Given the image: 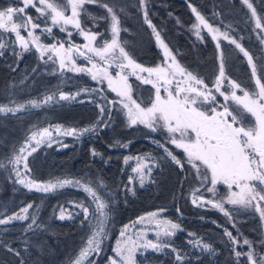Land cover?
<instances>
[{
  "label": "snow or ice",
  "instance_id": "6c2138e0",
  "mask_svg": "<svg viewBox=\"0 0 264 264\" xmlns=\"http://www.w3.org/2000/svg\"><path fill=\"white\" fill-rule=\"evenodd\" d=\"M240 3L248 10V20L254 22L252 32L260 45L259 55L245 48L231 34V24L224 25L225 30L221 31L210 24L196 6L188 3L196 21L189 30L203 43L202 31L206 29L215 42L218 73L210 79L211 86L206 82L209 78L193 74L177 60L153 23L150 0H135V3L124 6H109L100 0H7L0 5V57L4 51L10 50L12 55L22 59L24 54L35 50L49 75L63 77L72 73L90 77L96 83L95 87L77 85L74 93L61 90L57 96L53 92L41 101L16 103L10 100L9 104L13 106L0 104V114L3 115H16L29 109H41L50 103L59 105L70 101L92 103L98 109L97 119L86 127L53 124L32 130L18 149L13 147L12 155L4 157L6 164L0 161V169L10 172L7 180L13 186L40 193L73 187L86 194V200L68 203L73 211L67 215L65 207L59 205V215L55 216V219L64 221L82 215L81 226L87 224L91 229L85 246L74 260L70 258L69 264H84L85 261L96 264L89 257L103 253L107 233L103 229L97 230L93 221L96 218L108 219L115 210L116 196L101 194L100 189L105 187L102 181L99 185L93 181L82 182L81 179L40 182L30 165L38 159L43 148H51L53 144L60 148L68 147L61 137L80 139L99 134L117 117L128 128H146L152 143L163 153L161 156H124V164L135 161V166L128 175V183L120 191L125 196H135L137 184L144 188L154 182V169H161L165 163L179 166L182 171L192 173L198 184L189 193L192 205L218 210L235 229L236 234L233 235V231L221 226L234 264H264V231L259 239H249L240 232L236 219L240 215L255 214L264 227V12L258 13L252 0H240ZM97 4L105 10L104 16L97 17L88 11V5ZM130 6L136 8L143 24L152 30L158 46L163 49L164 61L154 67L139 63L127 50V41L121 38V32L127 31L121 27L122 17L127 18ZM29 9L35 10L36 17L29 14ZM212 19L219 20V14L214 12ZM101 22L103 30L100 29ZM69 26L74 31L69 30ZM54 28L65 33L66 39L56 37ZM74 32L83 38L82 45L73 43ZM42 38H51L52 42L44 43ZM221 38L246 58L250 69L247 83L227 74V57ZM81 59L83 62L78 63ZM130 77L143 85H152L154 96L147 100L137 96ZM110 93H115V98L109 99ZM129 143L116 141L109 147L127 149ZM177 149L181 150L180 155L176 154ZM91 154L94 157L101 155L95 149ZM33 208L34 205L29 203L10 215L0 214V226H4L0 228V247L18 258L20 251L14 250L11 242H5L2 237L14 222L31 220L23 229L24 233L38 226L36 214L29 211ZM166 211L161 207L138 217L133 225L140 223L146 227L135 233L129 234V225L125 224L111 249L113 255L107 257V264H138L137 254L148 250L155 253L170 250L174 254V264H201L200 255L219 254L211 243L204 242L196 233H188L187 241L192 249L199 250L195 261L188 253L175 247L171 237L182 228L164 216ZM176 211L180 213L179 208ZM150 230L155 233V241L148 239ZM245 246L247 251L242 250ZM23 251L27 252L28 248ZM21 264H24L23 260Z\"/></svg>",
  "mask_w": 264,
  "mask_h": 264
},
{
  "label": "trees",
  "instance_id": "16d2710c",
  "mask_svg": "<svg viewBox=\"0 0 264 264\" xmlns=\"http://www.w3.org/2000/svg\"><path fill=\"white\" fill-rule=\"evenodd\" d=\"M6 2L7 0H0V5ZM100 2H106L109 6L114 4L124 6L135 3V0H100ZM189 2L197 7L210 24L217 23L222 27L231 24L232 32L238 36L239 42L259 55L260 45L252 32L248 10L241 5L240 0H150L153 23L161 31L162 38L169 44L181 65L187 66L193 74L209 78L206 80L209 85L210 79L218 72L215 44L204 32H202L204 42L201 43L189 30L195 22L194 14L188 7ZM252 2L257 7L258 13L264 12V0H252ZM87 8L97 17L105 15V10L99 4L88 5ZM127 12V18L122 17L121 25L122 29H127L126 32H121V38L127 41V50L146 67H154L162 63L163 54L152 30L143 24L142 16L137 13L135 7H128ZM214 12L219 14V20L212 19ZM88 26H92L91 22ZM100 29H104L103 22L100 23ZM53 32L56 37L65 39L58 29L54 28ZM42 39L44 42L51 40ZM72 41L81 42L82 39L74 33ZM221 41L227 57V74L247 83L250 69L246 58L234 46ZM16 50L18 51V47ZM33 69L37 71L33 72ZM130 79L136 88L137 96L147 100L152 95V85H143L134 77ZM77 85L95 87L96 83L91 81L90 77L72 73H66L63 77L49 75L35 50L24 54L22 59L12 55L10 50L4 51V55L0 57V104L13 106L9 104L10 100H15L16 103L41 101L53 92L58 96L61 90L74 93ZM108 98H115V94L110 93ZM81 99L86 98L81 97ZM97 114L98 109L94 104L76 101L59 105L50 103L41 109H29L16 115L0 114V161L6 164L4 157L12 155L13 147L18 149L32 130L53 124L82 128L94 123ZM155 138L159 139L158 136ZM61 141L68 147L60 148L58 144H53L51 148H43L39 152L38 159L30 165L35 178L38 181L48 182H55L57 179H81L82 182L93 181L96 185L102 181L105 187L100 189L101 194L116 196L115 210L108 219L96 218L93 221L97 230L103 229L107 233V238L103 242V253L89 257L95 260L96 264H107V257L113 255L111 249L115 247L119 231L125 224L129 225V234L135 233L146 225L140 223L133 225V222L137 221L138 217L161 207L167 209L164 216L168 220L181 225L182 230L171 237L175 247L188 253L195 261L199 250L192 249L187 241L188 233H196L204 242L211 243L219 253L216 256L208 253L200 255L201 264H234L223 237V227L233 231V235L236 234L235 229L218 210L192 205L189 193L191 188L198 186L192 173L182 171L179 166L165 163L161 169H154L153 183L146 184L144 188L136 185L135 196L130 194L125 196L124 192L120 191L123 185L128 183V175L135 166V161L124 164V156L163 154L162 150L152 143V137L149 136L146 128L143 126L128 128L121 118L117 117L111 126L104 128L99 134L87 135L80 139L61 137ZM116 141L130 142L129 147L110 148L109 145ZM92 149L101 155L94 157L91 154ZM175 152L180 155L181 150L177 149ZM9 175V171L0 169V214L10 215L31 203L34 208L29 211L30 214H36L38 226L27 233H24L23 229L31 220L14 222L8 226L2 239L11 242V247L19 250L21 255L18 258L13 252L0 247V264H21V260L24 264H69L70 258L74 260L80 249L85 246L91 229L87 224L81 226L82 215L74 220L64 221L55 219V216L59 215V205L65 207L67 215L73 211L68 207V203L86 200V194L73 187H65L50 193L29 192L20 186L8 183ZM177 208L180 209V213H177ZM236 219L239 221L237 226L245 237L252 240L259 239L264 227L258 215L244 214ZM148 239L154 241L156 239L155 233L151 230L148 231ZM25 240L27 244L24 243ZM25 247L28 248L27 252L23 251ZM245 249L247 247L242 250ZM137 262L138 264H174V254L170 250L165 253L148 250L146 253L137 254ZM84 264H87V261Z\"/></svg>",
  "mask_w": 264,
  "mask_h": 264
},
{
  "label": "rangeland",
  "instance_id": "374dc122",
  "mask_svg": "<svg viewBox=\"0 0 264 264\" xmlns=\"http://www.w3.org/2000/svg\"><path fill=\"white\" fill-rule=\"evenodd\" d=\"M53 2H54V0H53ZM32 10V11H31ZM29 9V14L30 15H32L33 17H36V12H35V10H33V9ZM194 23H196V21L194 22ZM251 23H252V27H253V24H254V22L253 21H251ZM43 26V25H42ZM214 27H219L220 28V30L221 31H224L225 30V28L224 27H222V25H220V24H214L213 25ZM69 30H72V31H74L73 29H72V27L71 26H69ZM202 32H204L205 34H207V37H209L210 39H211V36H210V34H208L207 33V30L205 29V30H203ZM75 33V32H74ZM192 34L194 35V33L192 32ZM231 34L232 35H234V36H236L237 37V39H238V36L234 33V32H232L231 31ZM63 36L65 37V39H66V34L65 33H63ZM195 36V35H194ZM80 37V36H79ZM196 37V36H195ZM81 39H82V41L81 42H75V41H73V43L74 44H83L84 43V40H83V38L82 37H80ZM51 39V38H50ZM221 40H222V38H221ZM239 40V39H238ZM211 41H212V39H211ZM44 42V41H43ZM52 41L50 40V41H48V42H44V43H51ZM214 44H215V42L214 41H212ZM157 43V42H156ZM158 45V44H157ZM67 46V45H66ZM159 47V46H158ZM160 48V47H159ZM161 49V51H162V54H163V49L162 48H160ZM20 49L18 48V51H19ZM163 61H164V56H163ZM162 61V62H163ZM83 61H82V59L81 60H78V63H82ZM89 67L91 66V65H88ZM218 73V72H217ZM130 78H132V77H130ZM130 81H131V79H130ZM139 82V81H138ZM106 85V84H105ZM209 86H211V84L209 85ZM115 94V93H114ZM151 96H154V89H153V93H152V95ZM150 96V97H151ZM148 99H149V97H148ZM221 100H222V98H220ZM40 182H48V181H40ZM221 191H223V188H221ZM191 199V198H190ZM207 208H210L209 206H206ZM246 247V246H245ZM243 251H247V249H245V250H243Z\"/></svg>",
  "mask_w": 264,
  "mask_h": 264
}]
</instances>
